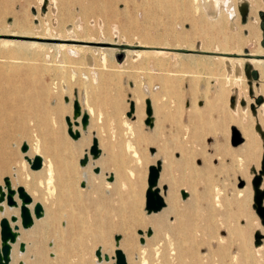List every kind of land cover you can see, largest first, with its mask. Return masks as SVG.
Here are the masks:
<instances>
[{
    "label": "rangeland",
    "instance_id": "374dc122",
    "mask_svg": "<svg viewBox=\"0 0 264 264\" xmlns=\"http://www.w3.org/2000/svg\"><path fill=\"white\" fill-rule=\"evenodd\" d=\"M200 1L0 0V186L5 176L16 186L32 185V169L21 151L26 142L45 167H54L51 183L45 173L35 181L45 212L54 209L62 227L65 216L73 214L96 229L116 204L107 187L114 181L108 179L114 175L111 161L124 162L127 210L133 203L141 217H164L166 195L173 189L180 208L194 203L191 213L206 229L204 264H264V219L257 211L259 202L264 206V75L251 61L264 59V0H225L219 23L209 20ZM226 34L233 37L228 45L219 42ZM158 50L168 53L153 52ZM222 56L244 59L242 74L230 75ZM75 99L85 112L93 109L91 132L103 147L97 159L89 153L87 129L79 141L68 133L66 117L73 118ZM147 99L155 112L152 126L145 123ZM131 102L135 111L129 116ZM85 154L89 161L82 165L79 158ZM157 161L167 205L148 213L149 167ZM64 180L77 192L72 202L62 189ZM214 184L221 190L216 210L210 209ZM182 189L188 191L186 198ZM168 220L176 221V215ZM34 225L21 227L20 236ZM100 225L110 228L103 221ZM133 230L147 251L155 247L148 243L164 233L152 223ZM110 234L115 248V236L121 235L120 242L126 237L116 229ZM20 242L31 245L29 239ZM19 251L17 244L11 264H25ZM124 252L129 264H142L138 251ZM85 259L91 260L88 251ZM110 261L96 257L94 264L115 262Z\"/></svg>",
    "mask_w": 264,
    "mask_h": 264
},
{
    "label": "bare ground",
    "instance_id": "6f19581e",
    "mask_svg": "<svg viewBox=\"0 0 264 264\" xmlns=\"http://www.w3.org/2000/svg\"><path fill=\"white\" fill-rule=\"evenodd\" d=\"M224 1L225 0H201L200 1L202 7L207 12H209L208 13L209 20L211 21L218 20L217 22L218 23L220 22L219 17L221 16L224 10L222 6ZM231 25L233 24H230L228 22V29L230 31H233L231 29ZM230 40H233V37L226 34L224 35L223 38L219 40V42L221 44L228 45ZM234 45H235V42H234ZM226 50H230V49H226ZM129 52L133 53L134 50H129ZM153 52L156 54H159V53L167 54L168 53L162 50L153 51ZM148 53L149 52L147 51V54ZM220 60L225 65L226 70H228L230 75L232 74L241 75L242 74L243 67L245 64L244 59H234L230 56L229 57L222 56ZM251 61L255 66L261 69V73L262 75H264V59L253 58L251 59ZM163 80H164V83H167V79H163ZM223 90H224V85L222 83L219 85V91H223ZM217 94H220V93L218 92ZM238 102H239V99L238 98L235 99V101H233L232 104L230 105V109L235 111L237 109ZM151 106L153 108V103H151ZM138 109L139 108H137L136 110L139 113ZM82 112H85L83 107H82ZM87 113H89V116L91 119V116L93 114L92 107H89V111ZM153 114H155L154 111H153ZM78 121L80 122V117L78 118ZM149 126H152V125H149ZM73 130H80L81 138L84 137V132H83L84 129L82 128L81 125L78 127L73 125ZM27 155L31 158L35 156V155L33 156L30 153V151L27 153ZM214 163L216 164L217 160H214ZM123 164L124 162L117 163V162H113V160L111 161V165L113 169L112 171L114 172V175L108 176V179L111 176H113L114 181L112 180L113 182H108L107 187H111L112 194L116 196V200H115L116 204H113V206L110 207L109 209L110 215H108L107 217L103 218L101 221L95 224V226H98L96 229L91 227L92 224L89 220H87V218L85 219L84 217L75 216L73 214L65 216L68 219L67 224L64 227H62L60 225L62 221L61 220L62 217L61 216L58 217L57 212L53 209L50 212L49 211L47 213L45 212L42 218L35 219V225L33 229H31L29 234L24 233L22 236L19 235L17 243L13 244L12 246V255H11L12 259L14 260V255L17 249V244L20 245L21 238H24V239H29V241L31 242V245L26 247L24 252H21V251L18 252L19 259L25 260V264H94L96 261V257L93 256V251L97 244L102 245V248L101 247L99 248L102 249L103 257H104V254L108 253V255L110 254L109 255L110 260L111 259L113 260L112 258L114 256L113 252L117 248V244L115 248L114 243L111 239L110 233L112 229H116V230L124 231L126 233V237L124 241L119 243V247L123 248L124 251H127L131 254L138 251L140 254V257L142 258V264H190L188 260L189 258L193 259L192 260L193 264H204L201 248L203 247L205 243V236L207 235V232H206L205 227L202 226L201 223L197 221L191 213L192 206L194 203L189 202L185 206L180 208L177 202V196H176L175 191L173 189H170L166 195V200L168 202V209L164 213V217H152L150 219L141 217L139 216V212L136 209V207H134L135 204L133 203H132L133 208H130L129 210H127L126 205H125L126 198H125L124 191L122 188L123 186L121 185L124 180ZM216 170L220 171L219 168H217ZM228 172L230 173V171ZM43 173H45L48 183H51L54 177V167L52 165H49V166L47 165L46 167L44 166L39 170H32V173L29 174V179L32 185L29 187V189L26 188V190L29 192V194L34 199L33 204L30 205L31 210L33 209L34 203L38 201V198H40L39 195L37 196L35 195V192L38 191V185L35 184V181L37 177ZM202 175L203 174L198 175L199 176L198 179L200 180V182L203 178ZM12 184L14 188L18 187L14 183ZM61 185H62V189L64 190L66 194V197L67 198L70 197L68 201L72 202L74 197H76L77 192H74L73 190L70 189L71 184L68 183L66 180H64V182H62ZM186 187L189 189H193V187L189 184V182L187 183ZM212 190H213V193L211 195L210 209L216 210L217 207L221 206V190L216 184L213 185ZM184 191L188 193L187 190H184ZM201 194H202V197L206 196L204 192H202ZM205 198H207V196ZM198 199L199 198L197 197L196 200ZM167 202H166V205H167ZM4 206H5L4 210L2 211L0 210L2 217L10 218V216L12 215L19 216L20 214L19 208L17 209L10 208L6 206L5 203H4ZM199 206H201V204H199ZM228 207H231L230 201H228ZM227 213H228L227 214L228 218H231L232 216L231 209H229ZM169 214H175L176 221L175 220L169 221L168 220ZM211 217H213V219L215 218L214 216H209L208 218H211ZM164 220L166 221V223ZM102 221L106 222V226H109L110 228L103 230L102 227H99L101 226L100 223ZM148 223L158 225L160 228L162 227L164 230L162 237H159L153 242L148 243L149 246L151 245L155 246L153 248V251H147V249H145L144 246L138 245L137 243L138 237L135 235V231L133 230L134 226H137V227L144 226ZM17 224L18 225L21 224L20 220L17 222ZM89 243H92V246H88ZM25 246H26V243H25ZM85 251H88L90 258H91L90 261H87L85 259ZM50 254H52V256H50ZM102 260L98 259V261H102ZM110 260L108 263H111Z\"/></svg>",
    "mask_w": 264,
    "mask_h": 264
},
{
    "label": "water",
    "instance_id": "95a60500",
    "mask_svg": "<svg viewBox=\"0 0 264 264\" xmlns=\"http://www.w3.org/2000/svg\"><path fill=\"white\" fill-rule=\"evenodd\" d=\"M122 56H119L121 58ZM146 114L147 118L145 123L147 125H152L153 122L151 120V116L153 114V108L151 106V102L147 100ZM73 118L70 116L66 117V122L68 124V133L73 139H78L81 137L80 130H73V125L82 126L83 129H86L89 124V113L82 112V107L78 99H75L73 102ZM135 111V103L131 102L130 111L128 112L129 116H132ZM80 117V122L78 118ZM234 144L237 141L233 142ZM30 150V146L28 143H23L21 146V151L25 154V159L30 165L32 170H39L43 167L44 161L43 157L40 154H36L33 158L29 157L27 153ZM89 153L93 156V158L97 159L101 150L98 146V140L95 138L93 140V144L89 149ZM89 161V155L85 154L80 163L85 165ZM96 173L100 172V168L96 167L94 169ZM162 171V163L161 161H157L155 165H151L149 167L148 174V187L146 190V210L148 213L159 212L163 208L166 207V201L163 195L161 194V188L159 187V179ZM263 172H264V163H263ZM110 181L113 180V176L109 178ZM83 187L85 186V182L81 184ZM166 189V186H164ZM183 198L187 197V192L182 191ZM20 201V203H19ZM34 199L29 194L24 186H18L17 188L13 187L12 180L9 176L4 177V185L0 186V210H4V203L10 208H19L20 214L12 215L10 218L2 217L0 220V236H1V246H0V264H11L12 259V246L17 243L18 237L20 235V228L28 229L32 227L35 222V219H40L45 214L44 206L41 202H35L33 209L31 210L30 205L33 204ZM258 214L260 217L264 219V206L259 202L257 207ZM20 220L21 226L17 224ZM14 224V225H13ZM140 235H144L143 230H138ZM153 229L149 228L146 232L148 237L152 236ZM121 235L115 236L117 248L114 251V256L112 257L115 262L113 264H129L127 260V256L123 249L119 247V242L121 240ZM142 243L145 242V238L142 237L140 239ZM26 249L25 242H21L19 245V250L24 252ZM96 257L99 260H110V256L108 254L102 255V249L98 248L95 252ZM19 264H23L19 262Z\"/></svg>",
    "mask_w": 264,
    "mask_h": 264
},
{
    "label": "crops",
    "instance_id": "0c3cea01",
    "mask_svg": "<svg viewBox=\"0 0 264 264\" xmlns=\"http://www.w3.org/2000/svg\"><path fill=\"white\" fill-rule=\"evenodd\" d=\"M87 130H88V132H89V135L92 136V137L89 139V140L92 141V142H90L89 147L92 146V144H93V140L96 138V139L98 140V146H99V148H100V150H101V153H102L103 147L101 146V140L96 136L95 131L91 132L90 119H89V124H88V128H87ZM263 138H264V135H263ZM79 139H80V138L75 139V141H79ZM81 139H82V138H81ZM100 155H101V154H100ZM79 159H80V161L82 160V158H79ZM80 164H81V163H80Z\"/></svg>",
    "mask_w": 264,
    "mask_h": 264
}]
</instances>
